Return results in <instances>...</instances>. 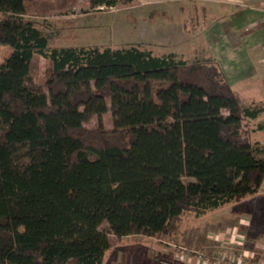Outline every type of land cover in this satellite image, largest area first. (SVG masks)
I'll return each mask as SVG.
<instances>
[{"label":"trees","instance_id":"1","mask_svg":"<svg viewBox=\"0 0 264 264\" xmlns=\"http://www.w3.org/2000/svg\"><path fill=\"white\" fill-rule=\"evenodd\" d=\"M0 14L11 48L0 63V264H101L109 235L164 236L187 210L259 190L264 158L245 119L264 105L213 61L49 46L24 0H0ZM35 55L50 64L43 85L31 79Z\"/></svg>","mask_w":264,"mask_h":264},{"label":"rangeland","instance_id":"2","mask_svg":"<svg viewBox=\"0 0 264 264\" xmlns=\"http://www.w3.org/2000/svg\"><path fill=\"white\" fill-rule=\"evenodd\" d=\"M254 1L118 0L110 7L91 8L89 0H24V17L33 20L47 36L49 46L120 48L136 45L151 50L154 55L174 52L190 63L195 60L213 61L205 38L214 34L210 32L206 37L205 28L212 27L220 16L226 18L225 8L260 6ZM192 5L200 8L195 20L189 19L197 11ZM218 12L223 13L219 15ZM223 18L222 25L229 27L228 18ZM183 22L186 30L181 28ZM229 50L230 46L224 53ZM10 52L9 46L0 45V63ZM253 64L246 82L230 84L249 101L264 102V63L254 61ZM49 66L47 59L34 56L30 71L34 83L44 84ZM245 123L251 140L264 143V128H257L264 123V113L254 119H245ZM96 124L97 120L93 118L84 124V128L90 130ZM103 125L105 129L111 127L109 114L103 117ZM258 156H264V150ZM176 224V230L164 236L129 235L117 238L109 235L110 248L105 251L101 264H198L196 258L201 253L217 258L215 264H223L225 257L233 258L235 255L251 260L246 252L253 246L251 243L264 242V186L240 201L203 215L187 210ZM257 227L262 229L257 231Z\"/></svg>","mask_w":264,"mask_h":264},{"label":"crops","instance_id":"3","mask_svg":"<svg viewBox=\"0 0 264 264\" xmlns=\"http://www.w3.org/2000/svg\"><path fill=\"white\" fill-rule=\"evenodd\" d=\"M189 1L194 2L195 0ZM216 1H225L229 3L238 2V0ZM254 3H258V5L260 6L251 7L248 9L234 8L232 10L225 8L224 13L226 15V18L220 16L215 20V23L212 27H206V37L210 32L214 35L211 37H207L205 38L206 40H204L205 44L210 49L209 52H212L211 58L213 62L222 71L231 88L237 91L246 102L264 105V102L249 101L242 95L239 90L232 87V85H238L240 83L246 82L245 80H247V75L253 70L254 61L264 63V0H256L254 1ZM192 6L195 7V9L197 8V11L192 15L194 17H191L189 19L195 20L199 14L198 9L200 8L194 5ZM222 13L223 12H218L219 15ZM222 18H228L227 20L231 25L229 27L228 25L224 27L222 25ZM184 27L185 22L182 23L181 28L183 30H186L187 27ZM211 28H213V30ZM229 46L230 50L224 53L226 49H229ZM257 49H259L260 51H255ZM219 65L223 68L228 78L226 77L223 70L219 67ZM230 83H232V85ZM262 113L264 112H261L260 114ZM258 127H260L259 129L264 128V123H260L257 128ZM258 141L260 142L259 145L261 146L262 150H264V143H262L261 140ZM255 142L257 141L255 140ZM260 157L264 158V156ZM261 185L264 186V181H262ZM261 229L262 227H257V231H260ZM251 244L253 245H251V249L249 248L246 250L247 254L252 257L251 260L249 259L251 264H264V242L254 241Z\"/></svg>","mask_w":264,"mask_h":264},{"label":"built area","instance_id":"4","mask_svg":"<svg viewBox=\"0 0 264 264\" xmlns=\"http://www.w3.org/2000/svg\"><path fill=\"white\" fill-rule=\"evenodd\" d=\"M196 260L198 264H203L204 262L206 264H215L217 262V258H213V256L209 257L207 255H203L202 253L197 255ZM223 264H249V262L247 259L245 260L243 256L235 255L233 258L225 257Z\"/></svg>","mask_w":264,"mask_h":264}]
</instances>
